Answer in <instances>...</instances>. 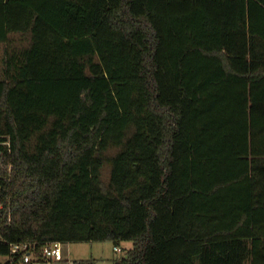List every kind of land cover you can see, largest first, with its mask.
I'll return each instance as SVG.
<instances>
[{"label":"trees","instance_id":"1","mask_svg":"<svg viewBox=\"0 0 264 264\" xmlns=\"http://www.w3.org/2000/svg\"><path fill=\"white\" fill-rule=\"evenodd\" d=\"M0 45V259L264 264V0H0Z\"/></svg>","mask_w":264,"mask_h":264},{"label":"rangeland","instance_id":"2","mask_svg":"<svg viewBox=\"0 0 264 264\" xmlns=\"http://www.w3.org/2000/svg\"><path fill=\"white\" fill-rule=\"evenodd\" d=\"M1 52L2 46L0 45V60ZM106 174V170L103 171V175L106 176ZM131 245L129 242L123 243L120 247V252L114 253L112 252L113 246L106 242L60 244V254L42 264H74V262L79 260L90 259H94L96 261L95 264H113L111 261L112 257H125L126 250L130 249Z\"/></svg>","mask_w":264,"mask_h":264},{"label":"built area","instance_id":"3","mask_svg":"<svg viewBox=\"0 0 264 264\" xmlns=\"http://www.w3.org/2000/svg\"><path fill=\"white\" fill-rule=\"evenodd\" d=\"M2 205L0 204V215ZM9 255L0 259V264H42L58 256L61 252L60 244L46 243L41 246L35 244H11ZM120 252V249L114 248Z\"/></svg>","mask_w":264,"mask_h":264},{"label":"crops","instance_id":"4","mask_svg":"<svg viewBox=\"0 0 264 264\" xmlns=\"http://www.w3.org/2000/svg\"><path fill=\"white\" fill-rule=\"evenodd\" d=\"M263 147H262V150H261L262 152L261 153H263V149H264ZM258 158L260 160H264V154H261L260 157L258 156ZM248 159L251 160L252 159V156L248 157ZM243 185L244 184L242 182H240V183L238 182L236 184V186H234V189L235 190L233 192V194H234L233 196H234V199H235L236 202H239V201H245V202H247L249 199H251L250 194L248 192L245 193V190H243L244 189V188H242ZM256 196H257V198L259 197L260 201H263V197L258 196V195H256ZM243 210L244 211H247V209H243ZM257 211L258 212H263L262 210H256L255 212H257ZM118 249H120V247H118ZM112 252L118 253L117 251L114 250V248L112 249ZM114 259H115V257H112L111 261L113 262Z\"/></svg>","mask_w":264,"mask_h":264}]
</instances>
